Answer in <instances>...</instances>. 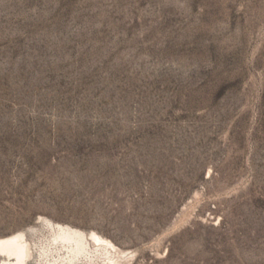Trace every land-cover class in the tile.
<instances>
[{
	"label": "rangeland",
	"instance_id": "obj_1",
	"mask_svg": "<svg viewBox=\"0 0 264 264\" xmlns=\"http://www.w3.org/2000/svg\"><path fill=\"white\" fill-rule=\"evenodd\" d=\"M45 220L264 264V0H0V238Z\"/></svg>",
	"mask_w": 264,
	"mask_h": 264
},
{
	"label": "bare ground",
	"instance_id": "obj_2",
	"mask_svg": "<svg viewBox=\"0 0 264 264\" xmlns=\"http://www.w3.org/2000/svg\"><path fill=\"white\" fill-rule=\"evenodd\" d=\"M43 226L49 230L46 254L56 255L55 264H127L135 253L119 249L111 240L96 232L88 235L70 226L45 220ZM31 234H38L32 228ZM29 232L21 231L0 238V255L7 258L0 264H29L34 258V242L29 241Z\"/></svg>",
	"mask_w": 264,
	"mask_h": 264
}]
</instances>
